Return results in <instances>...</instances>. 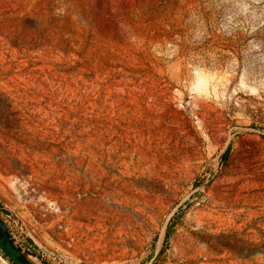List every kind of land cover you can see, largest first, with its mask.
Returning <instances> with one entry per match:
<instances>
[{
    "label": "rangeland",
    "instance_id": "374dc122",
    "mask_svg": "<svg viewBox=\"0 0 264 264\" xmlns=\"http://www.w3.org/2000/svg\"><path fill=\"white\" fill-rule=\"evenodd\" d=\"M0 213L45 264H264V0H0Z\"/></svg>",
    "mask_w": 264,
    "mask_h": 264
},
{
    "label": "water",
    "instance_id": "95a60500",
    "mask_svg": "<svg viewBox=\"0 0 264 264\" xmlns=\"http://www.w3.org/2000/svg\"><path fill=\"white\" fill-rule=\"evenodd\" d=\"M12 232L0 213V252L13 264H45L36 260L24 247L15 244Z\"/></svg>",
    "mask_w": 264,
    "mask_h": 264
},
{
    "label": "trees",
    "instance_id": "16d2710c",
    "mask_svg": "<svg viewBox=\"0 0 264 264\" xmlns=\"http://www.w3.org/2000/svg\"><path fill=\"white\" fill-rule=\"evenodd\" d=\"M167 237H168V231L166 232V234H165V241L167 240ZM0 255L3 257V258H5L6 259V257L0 252ZM10 262V261H9ZM11 263V262H10ZM11 264H13V263H11Z\"/></svg>",
    "mask_w": 264,
    "mask_h": 264
},
{
    "label": "built area",
    "instance_id": "2783aa9c",
    "mask_svg": "<svg viewBox=\"0 0 264 264\" xmlns=\"http://www.w3.org/2000/svg\"><path fill=\"white\" fill-rule=\"evenodd\" d=\"M11 237H12L13 241L15 242V235H14V233H12ZM15 244L17 245L16 242H15ZM20 247H22V246H20Z\"/></svg>",
    "mask_w": 264,
    "mask_h": 264
}]
</instances>
